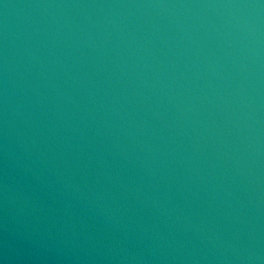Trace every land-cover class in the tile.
<instances>
[{
    "label": "water",
    "instance_id": "1",
    "mask_svg": "<svg viewBox=\"0 0 264 264\" xmlns=\"http://www.w3.org/2000/svg\"><path fill=\"white\" fill-rule=\"evenodd\" d=\"M0 264H264V0H0Z\"/></svg>",
    "mask_w": 264,
    "mask_h": 264
}]
</instances>
